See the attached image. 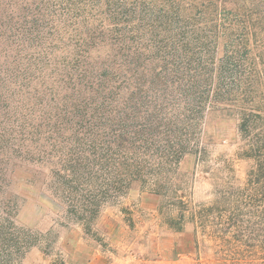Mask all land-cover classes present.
Here are the masks:
<instances>
[{
  "label": "rangeland",
  "instance_id": "rangeland-1",
  "mask_svg": "<svg viewBox=\"0 0 264 264\" xmlns=\"http://www.w3.org/2000/svg\"><path fill=\"white\" fill-rule=\"evenodd\" d=\"M0 20V200L33 243L21 264H264V0H0ZM107 75L103 104L66 109ZM170 80L191 89L187 125ZM118 114L135 182L83 227L58 169L98 177L120 153L84 138L114 141Z\"/></svg>",
  "mask_w": 264,
  "mask_h": 264
},
{
  "label": "trees",
  "instance_id": "trees-1",
  "mask_svg": "<svg viewBox=\"0 0 264 264\" xmlns=\"http://www.w3.org/2000/svg\"><path fill=\"white\" fill-rule=\"evenodd\" d=\"M10 29H12L10 23H4L0 20L1 32L6 33ZM0 35L2 36L1 33ZM1 36L0 46L4 44V38ZM170 60H172V58ZM112 69L113 66L107 67L105 73H110ZM121 70L123 71V68L119 67L115 69L114 73L118 74ZM126 72L128 73L127 69ZM87 74H89V72ZM167 74L170 77H174L176 76L177 72L172 69L170 71V74ZM108 80V75L102 81H100V79L98 78L96 80V88L92 91H86L81 85L79 90L73 91L76 98L66 97L64 101L66 109L71 108L73 113L76 115V113L80 111L79 107L77 108V104L81 102V100H90V104L102 103L101 99L104 100L105 97L107 98L108 94H113L112 92H108L106 87L102 88V90H99L101 85L104 86L105 82H107L108 84ZM169 83V85L172 84L173 92H175L173 96L178 93V96H180L181 98V105L183 106L181 107V112L177 110V115L180 118H178L177 120L180 124L187 125L188 119L185 113H182V111H188V108H190L191 111L193 102L192 96L191 94H189L191 89H181L177 87L178 84L175 81L170 80ZM69 96H72V94H70ZM117 100L124 102V97H120V99ZM103 102L105 103V101ZM90 113H94L93 108L91 107ZM118 116L119 114L116 115L113 120L109 121L111 125H118V129H116L115 131L111 129L112 132H114L112 133V135H115L114 141L104 145L98 137L92 136L90 138H84L85 140L89 141L92 146L93 144H98L102 150L105 147L104 151H109L110 153H112L110 151V146H112L114 147V150L116 152L119 151L120 153L118 158L112 157V159L108 160V162H106V160H103L104 156L98 158V177H96L95 179L87 177L86 173L81 169L80 165H72L71 167H67L66 165L69 166V164H66L62 165L63 167H66H59L58 169L59 173L63 174L61 175V178L66 179V177H69L68 180L64 181L65 183L62 182L61 179V194L63 193V195L67 197V201L69 203L68 207L71 208L70 214L83 227L91 220L93 221V219L96 217V214L98 213L97 210L99 207L97 206H99V202L98 204L95 203L97 202V197L101 198L102 196L109 193H113L114 196L118 197L127 192V190H129L131 188V185L135 182V180L132 178L133 173L129 171L130 167H125L123 165V163L133 162L130 161L125 152V150L128 149L127 146L129 145V140L127 139L128 126L126 125L125 118L121 117L118 121ZM76 118H78L80 121L84 120V116H81V114L76 116ZM164 144V153L161 158V163H169V157L173 154V150L174 152H176V148L170 146L167 142H165ZM175 147L179 148L177 150L181 149L179 144H176ZM82 152L79 156L85 161L90 160L91 158H95L93 157L94 154L92 153V155H90V153L85 152L83 155ZM69 158H72V156H70ZM69 158L65 160V163H69ZM72 161L70 163H72ZM104 163H108V165H105ZM141 185H147V182H144ZM151 186L153 188H151L150 191L152 190L154 193L159 192L160 194L162 191L166 190V185L159 182L151 183ZM12 198L13 195L7 194L5 196H2L0 200V264H21V251L23 249L26 250L33 244L30 241L31 237L27 235V231L23 232L15 226V214L13 213L15 201ZM94 199L95 201H93ZM90 208L92 209L90 210ZM83 230L86 231L85 228H83ZM51 264H65V262L61 260L59 263L57 261H54Z\"/></svg>",
  "mask_w": 264,
  "mask_h": 264
}]
</instances>
